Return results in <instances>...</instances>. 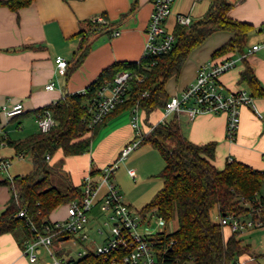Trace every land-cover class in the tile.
Here are the masks:
<instances>
[{
	"label": "crops",
	"instance_id": "1",
	"mask_svg": "<svg viewBox=\"0 0 264 264\" xmlns=\"http://www.w3.org/2000/svg\"><path fill=\"white\" fill-rule=\"evenodd\" d=\"M229 1L233 4L229 16L253 26L245 48L257 43L262 44V47L238 60L236 66L221 76V82L227 91L245 88L239 80L248 62L264 85V0ZM211 5L212 0H175L173 11L166 21L168 30L174 32L178 24V13L188 15L196 21L207 14ZM153 10L154 0H34L32 4L18 11L0 5V125L7 137V144L2 147L1 154L11 160L8 170H0V214L9 206L13 194L10 185L4 182L10 177L25 175L34 169L31 155H18L8 140H21L40 132L37 123V112L40 109L59 102L67 94L87 89L110 65L119 61H139L143 57ZM98 15L103 16L108 24L107 27L94 31V24L90 20ZM116 29L120 30V35L112 36ZM81 31L85 33L81 34ZM84 35L87 37L86 43L91 47L83 61L76 65L78 55L82 52ZM233 36L234 33L230 31H217L194 49L180 74L167 81L166 90L170 97L194 81L204 62L238 58L242 54L239 51H230L216 58L213 56ZM58 56L65 57L70 62L65 71L57 67ZM50 82L55 84L54 90L46 89V84ZM16 102L24 104V113L10 119L4 114L3 107ZM255 104L264 114V98L255 99ZM164 116L165 111L157 109L151 114L149 122L156 125ZM172 116L174 115L166 120ZM177 117L190 141L197 144L209 141L217 143L215 164L219 168H223L228 159L235 158L254 169L264 171V118L259 117L250 106L244 105L241 108V122L234 141L226 136L227 116L223 113H203L193 119L182 113ZM149 122H144L141 116L142 131H148ZM135 138L131 109L121 110L112 114L98 128L88 152L65 156L58 150L49 161L53 165L61 166L75 185H82L89 173L98 180L103 167L118 160L124 147ZM141 145L142 143L139 146ZM133 150L120 162L129 161L130 155L140 157L146 152L135 153ZM148 150L153 154V165L150 169L140 167L137 170L131 164L127 170L128 174L130 169L135 170L137 176H129L135 181L139 178L140 183H143L139 192L142 194L145 191L152 199L162 188L163 179L157 184L151 180L164 169L166 163L155 151ZM115 175L114 173V180ZM124 199L135 210L142 211V208L134 206L142 207L145 203L138 201L140 197L137 194H129ZM216 212L219 214L218 209ZM143 213L144 224L154 237L167 231L165 221L159 220L157 227L152 226V219L157 216L155 210ZM49 219L54 220L51 214ZM231 234V230L224 227L225 237ZM238 237L249 244L252 250V254L246 253L240 257L239 264H264V244L260 243L258 248L253 244L259 238L264 241V225L240 232ZM22 240L21 231L0 235V264L40 263L39 260L30 262L23 254Z\"/></svg>",
	"mask_w": 264,
	"mask_h": 264
},
{
	"label": "trees",
	"instance_id": "2",
	"mask_svg": "<svg viewBox=\"0 0 264 264\" xmlns=\"http://www.w3.org/2000/svg\"><path fill=\"white\" fill-rule=\"evenodd\" d=\"M33 1L0 0V5L18 11ZM232 5L229 0H212L209 11L201 19L190 25H176L173 32L176 40L167 53L142 57L139 61L115 62L88 86L86 94H67L59 102L46 106L58 121L49 132L40 131L21 140L9 139L8 143L18 155H31L34 169L28 174L13 177L19 203L12 194L9 206L0 214V235L21 231L22 245L32 232L26 221L16 216L20 208H27L30 217L37 224H42L60 205L83 197L82 185H75L61 166L50 163L47 155L51 158L58 150L65 156L88 152L98 128L112 114L132 109L135 105L139 106L144 122H149L151 114L157 109L164 110L170 99L167 81L180 74L189 54L213 33L222 30L234 33L232 39L213 53L214 58L230 51L245 53L248 34L253 26L230 17ZM90 23L94 24V31L107 27V24L93 20ZM86 42L84 35L76 65L90 50L91 45ZM123 70L133 75L129 98L102 123L89 126L91 99L106 81L113 80ZM239 82L254 99L264 98V85L248 62ZM145 92L148 94L143 95ZM149 126L154 128L145 135L142 144L151 143L161 153L166 165L160 173L162 188L141 212L155 210L166 223L178 220L176 230H165L156 237L160 240L155 246L159 260L163 264H238L242 255L252 254L251 246L238 237L240 232L225 237L224 227L212 218V210L216 207L220 216L252 213L264 222V171L235 158L228 159L225 166L219 168L215 164L217 143L190 141L177 115L156 125L149 122ZM4 183L11 187L10 179ZM245 201L251 207L246 206ZM251 208H260V212H252Z\"/></svg>",
	"mask_w": 264,
	"mask_h": 264
},
{
	"label": "built area",
	"instance_id": "3",
	"mask_svg": "<svg viewBox=\"0 0 264 264\" xmlns=\"http://www.w3.org/2000/svg\"><path fill=\"white\" fill-rule=\"evenodd\" d=\"M175 0H154V10L147 28V39L143 57H154L167 53L173 48L175 35L168 30L166 21L173 11ZM93 21L108 24L101 15L95 16ZM177 21L182 25H190L193 20L190 16L178 13ZM120 35V30L112 32V36ZM262 47L257 43L247 49L238 58H227L221 61L209 60L204 62L198 69L194 81L185 89L170 97L165 105V116L161 122L171 115L186 113L189 119L199 114L223 113L227 116L226 136L234 141L241 122V108L250 106L259 117L264 118L255 104V99L246 88L238 91H227L221 82V76L229 69L236 66L238 60L247 57ZM57 67L65 71L69 60L65 57L56 58ZM133 75L130 71H120L113 80L106 81L97 91L89 104V126L102 123L110 113L123 105L129 98L130 81ZM140 81L143 78H139ZM47 90L56 88L53 82L46 84ZM84 89L78 93L86 94ZM145 92L143 95H147ZM65 97V96H64ZM3 112L8 118H14L24 113V104L16 102L10 106H4ZM132 125L136 130V138L124 147L121 157L108 163L101 170L99 179L96 180L89 173L82 184L83 197L75 199L67 204V216L64 220L47 219L42 224H37L29 215L27 208H20L17 217L24 219L30 226L32 236L24 242L23 254L30 262H36L46 248L52 260L44 264H163L158 258L156 245L160 240L154 237L144 224L145 213L135 210L130 203L126 202L118 185L114 180V173L119 168L120 160L125 158L130 151L138 147L145 135L152 131L141 129V110L138 105L131 109ZM39 131L49 132L57 125L58 121L53 112L48 108L37 112ZM7 144V137L0 125V169L8 170L11 160L4 158L1 149ZM50 159V155H47ZM129 174L135 178V170L130 169ZM11 181L12 192L16 202L19 203L18 192ZM245 205L251 207L248 201ZM97 208L98 212L108 211L109 219L104 226H99L97 231L101 241L96 240L89 234L91 212ZM252 212L259 213L260 208H251ZM159 220L164 221L158 214ZM112 220V221H111ZM220 224L228 227L232 233L244 232L251 228L261 227L264 222L252 213L242 215L220 216ZM108 229H106V226ZM108 230V231H107ZM107 232V233H106ZM67 236V239H61ZM60 243L70 241L71 244L52 247L54 240ZM74 246H80V250H74ZM239 264V263H238Z\"/></svg>",
	"mask_w": 264,
	"mask_h": 264
},
{
	"label": "rangeland",
	"instance_id": "4",
	"mask_svg": "<svg viewBox=\"0 0 264 264\" xmlns=\"http://www.w3.org/2000/svg\"><path fill=\"white\" fill-rule=\"evenodd\" d=\"M148 149H152V151H155V153L157 155H159V157L163 158L162 155L160 154V152L155 147H153L151 143L146 142V143H143L138 148H136L135 150H133V152H135V151H137V152L146 151L144 154H142L140 157L138 155L134 156V154H133V156L130 155L129 161L127 160L128 158H126V160L128 162L127 161H123L122 163L120 162V164H119L120 167L115 172V174H116L115 175L116 176L115 182L118 185V187L120 188L121 193L124 195L125 198H127L129 194H137V196L140 197V200H138V201L145 202V203L142 205V207H139L138 205H134V206L136 208H142V209L147 204V202H150L151 197L145 191L142 194L139 192L143 188V183H140L139 178L137 179V181L133 180V178L131 176H129L127 168H128V166H131V164H132V165H135L137 170H138V168L140 169V167L150 169L153 165V158H152L153 154H152V152L149 153ZM160 173H161V171H160ZM160 173H156L153 176V178L151 180L152 183L157 184L158 181H161V177L159 175ZM216 211H217V208L215 207V209L212 210V218L214 221L219 222L220 216ZM109 215H110V213L108 211L98 212L97 208H94L93 211L91 212V222H90L91 227H89V234H91V236H93L99 242L101 241V238L99 237V233H98L97 229L99 226H104V222L107 221V219H109V217H108ZM66 216H67V204L60 205L55 210H53V212L51 213V218L54 220H64L66 218ZM152 220H153L152 226L157 227L159 217L156 216ZM166 225H167V231L173 232L178 227L177 218L173 219L169 223H166ZM106 229H108L107 226H106ZM258 240H259L258 242H253V244L256 245L255 246L256 248H258L257 245H259L260 243L264 244V241L261 238H259ZM68 244H71V242L65 241L64 243H60L58 241V239H55L52 247L54 249H56L58 246H65ZM73 248H74V250H80L81 249L80 246H74ZM38 260L40 262L39 264H44L46 261L52 260V257H51V255H49L46 248H42V253L39 255Z\"/></svg>",
	"mask_w": 264,
	"mask_h": 264
},
{
	"label": "water",
	"instance_id": "5",
	"mask_svg": "<svg viewBox=\"0 0 264 264\" xmlns=\"http://www.w3.org/2000/svg\"><path fill=\"white\" fill-rule=\"evenodd\" d=\"M61 239H67V236H65V237H62Z\"/></svg>",
	"mask_w": 264,
	"mask_h": 264
}]
</instances>
